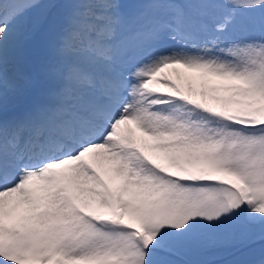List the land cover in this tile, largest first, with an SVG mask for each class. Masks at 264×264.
Listing matches in <instances>:
<instances>
[{
  "label": "snow or ice",
  "instance_id": "obj_1",
  "mask_svg": "<svg viewBox=\"0 0 264 264\" xmlns=\"http://www.w3.org/2000/svg\"><path fill=\"white\" fill-rule=\"evenodd\" d=\"M257 239L264 0H0V264H264Z\"/></svg>",
  "mask_w": 264,
  "mask_h": 264
},
{
  "label": "rangeland",
  "instance_id": "obj_2",
  "mask_svg": "<svg viewBox=\"0 0 264 264\" xmlns=\"http://www.w3.org/2000/svg\"><path fill=\"white\" fill-rule=\"evenodd\" d=\"M46 2L62 3V2H64V0H46ZM32 18L34 20H38L39 16L36 15V14H33ZM201 75H203V73H201ZM204 79H206L208 81V87H206V88H205V86L203 87V85H202L203 82L197 84L198 80L192 81L191 82L192 85L191 84H185L184 82H181L180 86L186 92L188 91L189 87L191 86V88L193 90V96H194L195 99H198V100H201V101H205L206 100L209 104H211V105L213 104V106H217V107L220 106V105H219V103L216 100L213 99V97L228 98V97H231L233 95V93H230L229 91L227 92L226 88L228 87V85L226 84V82H221L219 80H216V79H221V78L215 77V76H207ZM217 83H219V84H217ZM194 90H196V91H194ZM204 93H206V95H204ZM161 159H162V162L165 163L164 165L162 164L163 167H167L166 165H170L169 164V160L167 159V157L165 156L164 153H163ZM261 247H264V241H260L259 239H257L254 242V244L252 245V248L255 249V252L251 256V258L259 259V251L258 250ZM222 258L223 257H220V256L216 257V259H222Z\"/></svg>",
  "mask_w": 264,
  "mask_h": 264
},
{
  "label": "bare ground",
  "instance_id": "obj_3",
  "mask_svg": "<svg viewBox=\"0 0 264 264\" xmlns=\"http://www.w3.org/2000/svg\"><path fill=\"white\" fill-rule=\"evenodd\" d=\"M177 73H179V75H177ZM163 75H168L170 76L172 79L176 80V82L178 84H180L181 82H184L185 84H191L192 81L194 80H198L197 84L203 82V87L205 86L208 87V81L206 79H204L205 77H207L206 75H201L200 72H196L190 69H186V68H178V69H167L165 70V73L162 74ZM213 79V78H212ZM219 80L221 82H226V84L229 86L231 83V81H227V80H223V79H216ZM214 81V80H213ZM218 81V82H219ZM196 84V85H197ZM219 84V83H217ZM192 85V84H191ZM187 86V85H186ZM222 89V88H221ZM227 89V88H226ZM197 90V89H196ZM194 90V91H196ZM226 91V90H225ZM228 92V91H227ZM230 92V91H229ZM232 93V92H230ZM196 95V94H195ZM200 97V96H199ZM201 99V98H200ZM213 105V104H212ZM136 134L138 137H143V133L139 132V130L136 131ZM143 139L147 140V146L145 147V151L147 154H150V156L157 162L160 163L161 165L165 164L162 162V155L163 153L154 147L155 145V141H153L150 137H143ZM160 160V161H159ZM162 162V163H161ZM167 167H170V165H166Z\"/></svg>",
  "mask_w": 264,
  "mask_h": 264
}]
</instances>
